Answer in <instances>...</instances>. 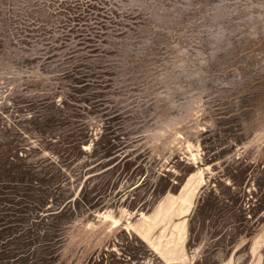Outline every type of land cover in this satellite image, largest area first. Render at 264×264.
I'll return each instance as SVG.
<instances>
[{"label":"rangeland","instance_id":"obj_1","mask_svg":"<svg viewBox=\"0 0 264 264\" xmlns=\"http://www.w3.org/2000/svg\"><path fill=\"white\" fill-rule=\"evenodd\" d=\"M14 141L43 203L0 264H164L130 226L196 172L191 264H264V0H0Z\"/></svg>","mask_w":264,"mask_h":264},{"label":"crops","instance_id":"obj_2","mask_svg":"<svg viewBox=\"0 0 264 264\" xmlns=\"http://www.w3.org/2000/svg\"><path fill=\"white\" fill-rule=\"evenodd\" d=\"M203 184L202 173H194L176 195H165L149 215L137 216L130 226L164 264H191L186 247L189 217ZM224 264L234 263L228 260Z\"/></svg>","mask_w":264,"mask_h":264},{"label":"trees","instance_id":"obj_3","mask_svg":"<svg viewBox=\"0 0 264 264\" xmlns=\"http://www.w3.org/2000/svg\"><path fill=\"white\" fill-rule=\"evenodd\" d=\"M15 143L17 141L10 142L9 146L0 144V238L11 227L15 229L14 223L17 221L16 218L6 221L7 218L1 211L2 205L9 201L16 208L21 206L25 211L31 212L35 204L43 203L35 195L38 188L36 166L19 157L22 148ZM16 247L21 254L27 249V244L19 241ZM41 264H46L44 258L41 259Z\"/></svg>","mask_w":264,"mask_h":264}]
</instances>
